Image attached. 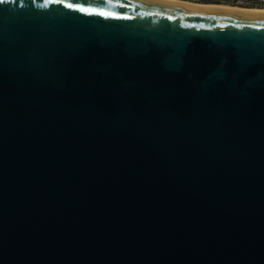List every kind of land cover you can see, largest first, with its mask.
<instances>
[{
    "label": "water",
    "instance_id": "water-1",
    "mask_svg": "<svg viewBox=\"0 0 264 264\" xmlns=\"http://www.w3.org/2000/svg\"><path fill=\"white\" fill-rule=\"evenodd\" d=\"M203 6L0 0V264H264V12Z\"/></svg>",
    "mask_w": 264,
    "mask_h": 264
},
{
    "label": "trees",
    "instance_id": "trees-1",
    "mask_svg": "<svg viewBox=\"0 0 264 264\" xmlns=\"http://www.w3.org/2000/svg\"><path fill=\"white\" fill-rule=\"evenodd\" d=\"M199 4H223L247 8H264V0H184Z\"/></svg>",
    "mask_w": 264,
    "mask_h": 264
},
{
    "label": "bare ground",
    "instance_id": "bare-ground-1",
    "mask_svg": "<svg viewBox=\"0 0 264 264\" xmlns=\"http://www.w3.org/2000/svg\"><path fill=\"white\" fill-rule=\"evenodd\" d=\"M165 1H170V0H165ZM173 2V1H171ZM176 3H181V2H176ZM182 4H187V5H194L190 3H182ZM194 6H200V5H194ZM203 7H222V8H230V9H236V10H242V11H259V10H245V9H240V8H231V7H226V6H203Z\"/></svg>",
    "mask_w": 264,
    "mask_h": 264
},
{
    "label": "rangeland",
    "instance_id": "rangeland-1",
    "mask_svg": "<svg viewBox=\"0 0 264 264\" xmlns=\"http://www.w3.org/2000/svg\"><path fill=\"white\" fill-rule=\"evenodd\" d=\"M234 8V7H238V8H240V9H245V10H251V8H249V9H246L247 7H241V6H231V8ZM252 10H259V11H262V12H264V8H254V9H252Z\"/></svg>",
    "mask_w": 264,
    "mask_h": 264
},
{
    "label": "snow or ice",
    "instance_id": "snow-or-ice-1",
    "mask_svg": "<svg viewBox=\"0 0 264 264\" xmlns=\"http://www.w3.org/2000/svg\"><path fill=\"white\" fill-rule=\"evenodd\" d=\"M101 15H106V13H101Z\"/></svg>",
    "mask_w": 264,
    "mask_h": 264
}]
</instances>
